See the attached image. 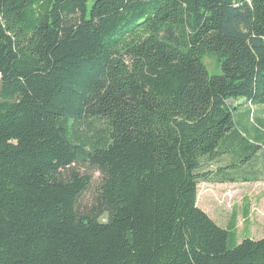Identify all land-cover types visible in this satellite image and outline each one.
Returning a JSON list of instances; mask_svg holds the SVG:
<instances>
[{
	"label": "trees",
	"instance_id": "trees-1",
	"mask_svg": "<svg viewBox=\"0 0 264 264\" xmlns=\"http://www.w3.org/2000/svg\"><path fill=\"white\" fill-rule=\"evenodd\" d=\"M238 99L264 105V0H0V264H264L196 203L256 148Z\"/></svg>",
	"mask_w": 264,
	"mask_h": 264
},
{
	"label": "rangeland",
	"instance_id": "rangeland-1",
	"mask_svg": "<svg viewBox=\"0 0 264 264\" xmlns=\"http://www.w3.org/2000/svg\"><path fill=\"white\" fill-rule=\"evenodd\" d=\"M202 62L209 75L221 74L220 63L212 53L206 54ZM237 107L235 110L236 128L240 136L256 146L254 152L248 153L244 163L238 162L244 154L236 157L226 150L221 151L212 161L204 162L198 172L210 171L209 179L225 177L214 171L222 167L238 164L228 168V176L234 180L224 182L199 181L197 184V205L203 209L220 227L230 231L228 246L232 247L245 238L260 239L264 237V105L253 104L244 100L229 101ZM77 127L84 131H101L107 129L104 120H85ZM86 133V132H84ZM258 138V139H257ZM81 173L90 171L79 167ZM91 183L78 200V206L84 210L90 206L101 183L100 174L91 171ZM256 178V179H253Z\"/></svg>",
	"mask_w": 264,
	"mask_h": 264
},
{
	"label": "crops",
	"instance_id": "crops-1",
	"mask_svg": "<svg viewBox=\"0 0 264 264\" xmlns=\"http://www.w3.org/2000/svg\"><path fill=\"white\" fill-rule=\"evenodd\" d=\"M196 203H197V201H196Z\"/></svg>",
	"mask_w": 264,
	"mask_h": 264
}]
</instances>
